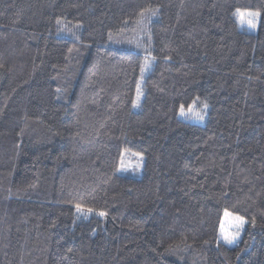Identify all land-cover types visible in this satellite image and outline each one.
<instances>
[{
  "label": "trees",
  "instance_id": "1",
  "mask_svg": "<svg viewBox=\"0 0 264 264\" xmlns=\"http://www.w3.org/2000/svg\"><path fill=\"white\" fill-rule=\"evenodd\" d=\"M0 264H264V0H0Z\"/></svg>",
  "mask_w": 264,
  "mask_h": 264
},
{
  "label": "rangeland",
  "instance_id": "2",
  "mask_svg": "<svg viewBox=\"0 0 264 264\" xmlns=\"http://www.w3.org/2000/svg\"><path fill=\"white\" fill-rule=\"evenodd\" d=\"M242 24H244L245 22L241 21ZM246 25H244L245 27H249L247 26V23H245ZM140 100V95H138L137 97V101ZM138 102L135 103V107L137 106ZM189 109H191V111H189ZM188 112H190L191 114L189 115L188 114V118L190 120H193V121H196L198 122L199 124H204L205 122V115H206V112H203L202 114V111H203V107L202 106H197L196 105H192L190 108L187 109ZM192 114L194 116H192ZM202 117V119H201ZM81 212V210H80ZM86 215L89 214V212H86ZM101 218L104 219L105 216L103 215H99ZM232 217H235L234 215H231V217H225V215H223V219H222V223H221V226H220V235L222 237V239L224 241L225 240V237H235V239L233 240V242L231 244H233L235 242V240L238 239V236L237 233H239V230L241 227L238 226V223L232 219Z\"/></svg>",
  "mask_w": 264,
  "mask_h": 264
},
{
  "label": "snow or ice",
  "instance_id": "3",
  "mask_svg": "<svg viewBox=\"0 0 264 264\" xmlns=\"http://www.w3.org/2000/svg\"><path fill=\"white\" fill-rule=\"evenodd\" d=\"M241 15H243V14H241ZM248 15H249V16H251V15H258V13H256V14L249 13ZM248 22H249V24H251V20H249ZM251 26H252V27H255L254 24H252ZM206 106H207V105H205V107H206ZM189 111H191V109H189ZM184 112H185L184 107L181 106V109H180V113H181V115H183ZM201 119H202V117H201ZM78 211H79V207H78ZM100 215H103V213H100ZM224 215H225V217H231L232 214L229 213V212L226 210L225 213H224ZM232 219L235 220V221L238 223V226H239V227H241V228L243 227V225H244V223H245V220H244L242 217L235 216V217H232ZM237 235H239V233H237ZM234 239H235V237H231V238H229V237H227V236L225 237V240H226V242H228V243H232Z\"/></svg>",
  "mask_w": 264,
  "mask_h": 264
}]
</instances>
